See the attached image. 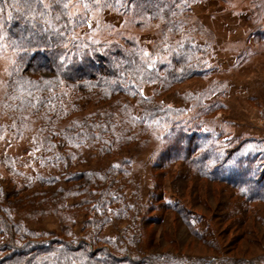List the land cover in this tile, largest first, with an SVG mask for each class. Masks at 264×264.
<instances>
[{"label": "trees", "instance_id": "16d2710c", "mask_svg": "<svg viewBox=\"0 0 264 264\" xmlns=\"http://www.w3.org/2000/svg\"><path fill=\"white\" fill-rule=\"evenodd\" d=\"M198 1L0 0V44L14 59L0 95L6 117L0 139L8 133V142L27 145L21 156L0 154V169L16 183L5 189L0 172V264H196L157 251L162 239L147 234L157 223L152 212L170 211L190 229L191 216L215 200L213 186L236 197H216L232 221L246 215L247 204L264 202V168L254 175L253 156L241 159L248 167L222 174L227 162L218 153L226 147L211 132L198 140L191 135L223 107L214 97L218 82L199 90L197 108L178 109L160 99L186 80L211 76L206 45L215 39L193 16ZM107 14L119 24L107 21ZM45 20L63 38L50 30L38 37L37 48L28 33ZM103 26L105 37H91ZM143 34L151 35L146 45ZM25 37L31 43L13 46ZM149 85L159 88L146 97L142 90ZM189 113L186 122L182 117ZM133 147L153 154L146 198L136 181ZM168 174L170 181L181 180L179 187L170 184L177 196L173 206L164 202ZM48 215L64 228L34 231L22 221Z\"/></svg>", "mask_w": 264, "mask_h": 264}, {"label": "rangeland", "instance_id": "374dc122", "mask_svg": "<svg viewBox=\"0 0 264 264\" xmlns=\"http://www.w3.org/2000/svg\"><path fill=\"white\" fill-rule=\"evenodd\" d=\"M191 11L215 39L213 43L208 42L206 45L205 59L211 76L208 80L201 78L186 80L176 87V91L164 94L160 99L165 105L178 109H187L191 105L197 108L196 103L200 102L199 90L209 84L210 80L214 79V84L218 82L219 85L214 86L217 87L214 97L217 98V106L223 107L216 115L210 117L200 131L191 130V135L196 136L195 140H198L203 133L211 132L213 134L211 137L217 139L223 148L226 147L223 152L218 153L221 160L227 162L223 166L222 174H227L228 170L237 166L248 167L241 159L253 156L250 160L254 161L252 169L256 176L260 172L259 169L264 168V39H262L264 0H231L225 5H222L221 0H199L192 6ZM106 20L116 26L119 24V19L109 14ZM104 29H106L104 26L96 29L91 37L100 33L101 36L105 35ZM149 36L151 35H142V44H148ZM13 61L9 52L0 51V95L8 68ZM157 87L145 86L142 90L143 95L153 96L155 90L159 88ZM134 107L135 113H138L135 104ZM1 110L0 107V113ZM5 118L0 114V126L5 125ZM182 118L189 122L192 114L189 113ZM202 121L203 119L198 121L199 125ZM251 137L255 140L248 141ZM10 138L8 133H4V138L0 139V154L21 156L27 145L24 142H8ZM243 143L244 146L240 148ZM130 152L136 158L134 165L136 181L146 198L151 183L149 166L152 151L139 152L133 147ZM86 155L89 156L88 153ZM88 165H95L93 159H90ZM27 168L26 166L25 170ZM172 171L178 173V167L174 166ZM0 172L2 177L7 178L2 180V186L10 190L16 183L13 184L2 169ZM169 175L164 179V202L173 206L177 196L174 195L170 184L172 187H179L181 180L170 181ZM199 187L203 189L204 184H200ZM210 191L225 201L237 202L233 193L224 190V187L213 186ZM216 197V201H209L204 210L191 216L190 229L184 227L170 211L161 209L152 212L150 217L156 218L154 221L157 223L147 229V234L152 240L162 239L163 247L157 251H168L170 256L175 258L198 260L196 264L200 261H204V264H264V202L247 204L246 215L232 221L231 214L225 209V203L222 205L223 200L219 203ZM241 204L239 202V206ZM16 221L21 219L16 218ZM22 221L26 228L34 231L64 228L52 215L44 219ZM74 231L78 233L79 227ZM107 232L113 234L114 230L108 229Z\"/></svg>", "mask_w": 264, "mask_h": 264}, {"label": "snow or ice", "instance_id": "6c2138e0", "mask_svg": "<svg viewBox=\"0 0 264 264\" xmlns=\"http://www.w3.org/2000/svg\"><path fill=\"white\" fill-rule=\"evenodd\" d=\"M57 2H60V0H57ZM131 2L133 4H136V0H131ZM139 6V5H138ZM45 8H48L49 5L45 4L44 5ZM64 7L67 8L68 5L65 3ZM88 7V4H85V8ZM19 11V9H17ZM43 15V13L41 14ZM60 17L57 16L56 19L58 20ZM9 19H11V14H9ZM89 27H91V25H89ZM51 30V32L61 38H63V32L54 29V26L52 25V21L51 20H45V26L41 29H36V25L33 24V28L31 31H29L28 36H30L32 38V40L35 41L34 46L39 48L40 47V39H38V37H40L42 34H46L49 33ZM0 39H2V37H0ZM24 42H28L31 43V41L28 40V37L24 38V41L19 42V43H15L13 46L16 47L17 49H22L24 47ZM67 45H65L66 47ZM5 47V45L0 44V51H2V49ZM142 54L145 58L148 57V53L147 52H143L142 50ZM149 66H151V64H149ZM29 95H31V93H29ZM35 106V105H34Z\"/></svg>", "mask_w": 264, "mask_h": 264}]
</instances>
